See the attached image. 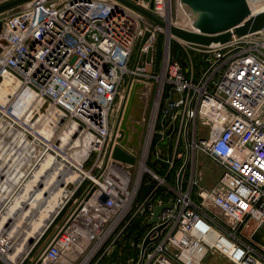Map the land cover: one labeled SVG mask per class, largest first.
Returning <instances> with one entry per match:
<instances>
[{"label":"built area","instance_id":"2783aa9c","mask_svg":"<svg viewBox=\"0 0 264 264\" xmlns=\"http://www.w3.org/2000/svg\"><path fill=\"white\" fill-rule=\"evenodd\" d=\"M129 1L149 9L144 1ZM165 1L155 0L154 9L163 20L168 18ZM248 2L251 8L264 4ZM0 23V83L5 76L19 82L13 93L18 106L23 94L34 93L21 114L0 110L9 124L5 132L14 136L12 129L19 130L20 141L37 149L45 144L43 139L50 142L57 132L64 136L71 124L78 126L72 137L57 139L61 143L55 146L64 155L46 144L45 152L65 162L79 179L66 182L58 212L18 264H101L133 221L142 217L149 225L155 207L163 204L172 207L139 239L137 264H206L211 252L224 254L232 264H264V247L252 240L264 222V29L245 36L233 33L224 44L187 43L209 54L203 66L184 67L169 56L161 73L149 74L147 68L156 57L153 54L152 63H147L146 55L160 27L119 0H33L15 15L0 16ZM147 30L153 35L135 67ZM132 77L155 88L135 178L136 166L114 160L110 152L121 111L114 125L113 112ZM167 132L178 134V139L183 134L187 144L191 137L199 150L219 163L223 174L214 188L200 185L194 166L187 170L189 158L175 168L182 151L166 161L155 151L157 159L169 163L165 176L148 168L155 140H166ZM87 148L91 154L82 164ZM75 153L77 165L70 161ZM45 157L41 153L38 158ZM143 173L159 180L173 197L155 199L160 189L156 185L139 200ZM170 174L174 181H168ZM207 206L221 210L229 223L215 221ZM161 225L163 230L151 237L158 239L142 254L145 238ZM212 231L218 233L215 244L206 240Z\"/></svg>","mask_w":264,"mask_h":264},{"label":"water","instance_id":"95a60500","mask_svg":"<svg viewBox=\"0 0 264 264\" xmlns=\"http://www.w3.org/2000/svg\"><path fill=\"white\" fill-rule=\"evenodd\" d=\"M31 1L33 0L10 1L0 6V13ZM119 1L139 11L151 20L156 27L165 29L167 46L172 37L188 44L210 46L217 43H227L233 33L245 36L264 29V10L254 13L248 0H180L190 14V23L184 26L172 25L168 19L163 20L157 17L154 14L155 0H141L149 4V9L134 4L129 0ZM134 1L138 2L140 0ZM1 30L2 23H0ZM152 35V30H147L143 36L138 49L135 67L140 61L143 48L147 45ZM153 54L154 49L149 46L146 55L147 63H152ZM148 99L149 88L147 84L143 80L132 77L114 132L116 144H114L113 140L110 148L111 157L114 160L130 166H136L145 130ZM90 154L91 148H87L84 157L79 162L83 164ZM72 157L73 159H78L76 153ZM185 169L186 165L179 175V186L182 184ZM171 207L172 204L157 205L153 212V218L149 221V225L157 224L160 221L161 213ZM164 227L165 225L157 226L145 238L142 245V254H144L152 241L158 239L152 240V235L155 232L160 233ZM252 240L264 247V222L252 234Z\"/></svg>","mask_w":264,"mask_h":264},{"label":"bare ground","instance_id":"6f19581e","mask_svg":"<svg viewBox=\"0 0 264 264\" xmlns=\"http://www.w3.org/2000/svg\"><path fill=\"white\" fill-rule=\"evenodd\" d=\"M165 3H167L166 15L169 17L170 12H172L171 2L166 0ZM254 5L252 4L254 13L264 10V4L261 7H254ZM187 19L189 24V16ZM18 86L19 82L5 76L0 83V103L7 104ZM33 98V91H27L23 94L19 106L18 104L14 105V111L18 115L21 114L29 107ZM8 125L0 114V138L5 133V127ZM12 130H15L14 137H11L9 133V136L13 138L12 143H5V145H8V148L3 150L5 155L7 154L6 160L0 164V174H4V180H0V256L6 255L7 258H5L4 264L13 263L30 248L32 240L43 233L48 226L49 219L52 220L58 212L65 195L64 185L66 182L79 179V176L73 172L70 166L65 162H59L57 157L48 151L43 150V153L46 154L43 162H40L39 155H36L37 149L34 145H31V151L27 153L26 150L29 147L27 144L29 145V143H22L20 139L23 134L19 130ZM51 131L46 130L44 133L50 135ZM77 131L78 126L71 124L69 130L63 136L64 141L72 137L71 134ZM13 142L17 143L16 150H14L16 144ZM9 145L13 146L9 148ZM20 146L23 148L21 149ZM3 152L0 151V154H3ZM52 164H56L52 167L55 169L52 170V173L46 172L47 169L49 171L52 169L50 168ZM63 177H65V180ZM60 178L63 179L60 180ZM40 211L43 212L36 213ZM26 224L28 225L26 228L32 227V232L30 229V233L24 230L23 227ZM17 235L21 237L19 238ZM217 235V232L212 231L206 240L215 244L217 243ZM19 240L22 241L20 244ZM16 263L18 264V262Z\"/></svg>","mask_w":264,"mask_h":264},{"label":"rangeland","instance_id":"374dc122","mask_svg":"<svg viewBox=\"0 0 264 264\" xmlns=\"http://www.w3.org/2000/svg\"><path fill=\"white\" fill-rule=\"evenodd\" d=\"M10 1H13V0H0V6L4 5ZM179 3H180L179 0H172V5H171L172 6V8H171L172 12H170V15H169L170 18L167 16L168 17L167 19H168L169 23L172 25L184 26V25L188 24V19H187L188 16L185 14V12H182V9L179 7ZM257 4H259V3H256V5ZM28 5H29V3H24L21 5H18L12 9H9L7 11L0 13V16L6 17V16H10V15H15L18 12H20L22 9L26 8ZM259 7H261V5ZM186 16H187V18H185ZM164 20H166V19H164ZM179 42H182V41H179L178 39H175L174 37H172L168 43V46H167V37L165 34V29L159 28V30L156 33L155 38L150 43L151 47H153V49H154V54H155L156 60H155V63L153 64V66H150L147 68V73H149V74L161 73L164 60H165V58H168L169 56L171 57V59L179 61L182 64H183V62H187V67H190L191 64H193V66H196V65H199V67L203 66V62L205 59H207L209 57V54L207 52L205 53V52L199 51L198 49H200V48H197V47H193V48H196L197 50L193 49L191 47L185 48ZM167 52H168V54H170L169 56H168ZM127 86L128 85H125L120 91V96L117 100V103H116V106H115V109L113 112V125L115 124V121L117 119L118 112L121 111V108L123 106V102H121V100H123V98L125 100V97L127 95V90H128ZM147 86L149 88V99H148V108H147V113H146V124H145V130H144V134H143V138H142L141 149H143V147H144V139H145V135L149 129V123H150L152 110L154 107V101H155L154 85L150 86L147 84ZM14 93H15V91H14ZM15 94L11 95V97L9 98L10 100L7 102V104H3L1 102L2 104H0V110L2 112L6 111L7 112L6 114H10L11 111H13L14 113H16L14 111L13 107L17 103L18 98L15 96ZM16 114H18V113H16ZM4 134H2L1 138H0V146H1L0 151H2V152H3V150H5V148H8V145H5V143H12L13 138H11V137H14L12 134L10 137L9 132H7V133L5 132ZM60 135H61V133L57 132L56 136H54L52 141H50V142L47 141V139L46 140L43 139L45 144L41 143V145L37 147V153L36 154L40 155L41 153H43V150H45L47 148V146H46V144H47V145H51L52 148H54L56 150V152L60 153L61 155H64L65 153L61 152L56 147V146H59L61 143L59 140H57L60 137ZM61 136H63V135H61ZM160 138L161 137L159 136L155 140V142L151 148V153H150V156L148 159V168L154 170L156 173H158L161 176H165L166 172L169 171V163L165 162L166 158L167 157L173 158L174 156L177 155V153L182 151V153H183L182 159L176 158V160L174 162V166L176 169L179 166H182L183 162L189 158L187 170H189L192 166H194L197 169V175L199 178L200 185L202 187L211 189V188H214L218 184V182H219V180L223 174V169L221 168V166L219 165V163L216 160L210 158L207 154H205L201 150H199V148H197L194 145V141L192 140L191 137H189V139H188V141H189L188 144H187V139H185L183 137V134H181L179 136V139H178V134H176V136H174V135L170 136L169 132H167L165 134L166 140L161 141ZM197 143L200 144L199 142H197ZM14 144H16L14 146L15 147L14 150H16L18 146H17V143H14ZM12 146L13 145H9V148H11ZM20 148L22 149L23 147L20 146ZM30 149L31 148L28 147V150H26V152L28 153V151H31ZM141 149H140V151H141ZM157 149L161 153V158L165 159V161L157 159V156L155 154V151ZM6 155H5V152H3V154H0V156H1L0 164H2V162L4 160H6ZM58 161L60 162L61 159ZM70 161L73 164L77 165V162H75L73 157H70ZM41 162H43V161H41ZM56 164H52L50 166V168L54 167V165L56 166ZM153 165L156 168H154ZM53 169H55V168L50 169V171H49V169H47L48 171H46V172L52 173ZM187 170H186V172H187ZM138 171H139V167L136 166L133 169L134 178L138 175ZM148 174L149 173H143V183L146 179H148L149 181L154 182L155 186L157 185L160 189H162L161 194L159 192L160 189L156 190L155 199L160 200V199H167V197L168 198L173 197V193H169V194L165 193L166 191L163 188V186L159 184V183H161L159 180L152 178ZM3 175L4 174H2V175L0 174V180H4ZM189 175H190V172L188 171V176ZM65 177H63L64 180H65ZM63 178H60V180ZM167 179H168V181H172V180L174 181L172 174H170ZM143 183H142V186H143ZM72 186L73 185L70 184L66 190H70L72 188ZM142 186L140 188L139 200H140V197H142L144 199V197L146 195H148L144 192V195L145 194L146 195L141 196ZM83 189H84V186H82L81 189L78 190V193H81V191ZM143 199H141V200L143 201ZM207 210H209V212L212 214L215 221H218L219 223L224 224V225H225V223H229L227 218L224 216V214L222 213L221 210H219L213 206H207ZM42 212L43 211L36 212V213H42ZM50 222H51V220L49 219L48 225ZM26 225L23 227L24 230L28 231L29 233H30V230L32 232V229H31L32 227L26 228V227H28V225L27 226ZM130 226H129V228H130ZM129 228L127 229V231H125L122 234L121 238L116 243L117 245H116L115 249L111 253H109L106 257H104L100 260L101 264H137V262L140 259V255H141L140 241L139 240L136 241V236L128 234ZM17 237L20 238L21 236L17 235ZM138 239H141V238H138ZM21 242L22 241L19 240V244ZM41 243H40V245H41ZM26 252L22 253L21 256L23 254H25ZM5 258H7V257H4L2 260H0V264H4ZM19 259H16L13 263H8V264H17L16 262H19ZM205 262H206V264H232L229 261V259L227 258V256H225L224 254L215 253V252L209 253ZM5 263H7V262H5Z\"/></svg>","mask_w":264,"mask_h":264},{"label":"trees","instance_id":"16d2710c","mask_svg":"<svg viewBox=\"0 0 264 264\" xmlns=\"http://www.w3.org/2000/svg\"><path fill=\"white\" fill-rule=\"evenodd\" d=\"M183 66L187 67V62H183ZM154 167V165H153ZM156 168V167H154ZM155 187L154 182L149 181L148 179H146L143 183L142 186V191H141V196H145L146 194H149ZM144 192L146 193L144 195ZM160 194L162 192V189L159 190ZM143 218L140 217L138 219H136L135 221H133L132 225L130 226L129 230H128V234L129 235H134L136 236V241H138V238H141L144 233L146 232V230L149 228L148 223H144Z\"/></svg>","mask_w":264,"mask_h":264},{"label":"crops","instance_id":"0c3cea01","mask_svg":"<svg viewBox=\"0 0 264 264\" xmlns=\"http://www.w3.org/2000/svg\"><path fill=\"white\" fill-rule=\"evenodd\" d=\"M181 45H183V47H185V48H189L190 46L187 44V43H185V42H179Z\"/></svg>","mask_w":264,"mask_h":264}]
</instances>
